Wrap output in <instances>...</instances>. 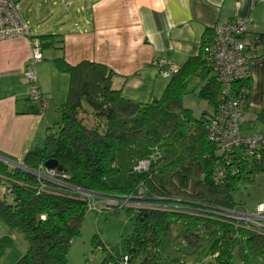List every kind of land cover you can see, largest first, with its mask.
<instances>
[{
    "label": "trees",
    "instance_id": "trees-1",
    "mask_svg": "<svg viewBox=\"0 0 264 264\" xmlns=\"http://www.w3.org/2000/svg\"><path fill=\"white\" fill-rule=\"evenodd\" d=\"M46 37L51 35L36 36L42 49L53 44L45 42ZM55 62L69 76L55 129L48 130L42 147L24 153L20 165L15 158H8L12 165L0 161V178H6L10 187V195L0 197V222L9 232L21 233L27 242L25 253L14 264H67L71 243L80 235L89 211L88 198L82 193L93 194L95 201L130 196L142 205L196 202L228 209L235 206L230 191L236 182L255 171L264 172L256 163L236 175L226 173L220 181L213 178L222 160L204 126L208 111L195 116L183 106L188 81L203 71L200 49L171 74L162 95L147 102L124 98L112 87L111 70L103 64L82 61L71 65L62 58ZM218 88L208 78L197 93L212 110L217 106ZM257 119L264 121V109ZM49 159L62 168L64 184L33 172ZM145 159L150 160L149 169L135 171L136 163ZM139 189L143 194L137 199ZM122 208L100 213L115 214ZM125 209L134 219L132 234L120 257L105 255L99 264H121L123 255L136 264H160L158 249L165 229L171 216L180 214L155 208ZM218 223L221 235L209 248L216 264H232L234 248L243 237L249 255L264 264V233ZM183 239L194 246L200 236L187 231ZM94 242L105 248L95 236ZM10 244L9 234L0 237V258Z\"/></svg>",
    "mask_w": 264,
    "mask_h": 264
},
{
    "label": "crops",
    "instance_id": "crops-1",
    "mask_svg": "<svg viewBox=\"0 0 264 264\" xmlns=\"http://www.w3.org/2000/svg\"><path fill=\"white\" fill-rule=\"evenodd\" d=\"M17 8L31 36L51 35L44 41H53L43 48V60L35 68L48 106L38 112L28 97L23 72L28 38L0 41V161L10 165L8 158L21 161L25 152L42 147L48 130L55 129L69 83L55 59L71 65L103 64L111 70L112 87L124 98L147 102L159 98L169 80L151 64L154 58L164 57L179 69L198 55L200 42L214 23L234 17L246 19L245 37L250 43L246 50L251 55L241 132L264 133L251 131L257 125L264 127V121L257 119L264 109V4L251 0H19ZM208 78L206 71H198L188 81L187 91L190 86L196 93ZM184 99L185 95L183 106L199 116ZM14 233L0 222V237L9 234L13 239ZM74 249L68 252L69 259L84 264V254ZM24 253L11 257L7 249L0 261L14 264Z\"/></svg>",
    "mask_w": 264,
    "mask_h": 264
},
{
    "label": "built area",
    "instance_id": "built-area-1",
    "mask_svg": "<svg viewBox=\"0 0 264 264\" xmlns=\"http://www.w3.org/2000/svg\"><path fill=\"white\" fill-rule=\"evenodd\" d=\"M253 3L264 4V0H251ZM246 19L234 17L212 25L210 34L204 36L199 49L202 59V69L208 73L218 84L217 106L204 116V126L208 138L216 146V154L221 157L222 164H217L213 171L215 181H220L226 173L236 175L247 166L258 164L264 168V133L243 134L241 122L243 119L242 105L245 97L249 96V58L251 55L246 50L249 41L245 37ZM26 37L29 41V55L24 66V76L28 83V97L38 112L48 106V100L38 86L36 64L43 60V49L39 40L30 35L28 23L21 17L16 0H0V41ZM151 64L158 68L163 78H169L176 72L164 57H157ZM239 84V85H238ZM16 165L21 161L16 160ZM150 160L145 159L136 163L134 170L147 171ZM39 178L64 184L61 179L66 176L56 169H48L40 165L33 171ZM6 178H0V185L4 194L10 195V187ZM82 193V192H81ZM87 209L101 212L117 207H128L133 210L155 208L162 211H173L174 206L164 204L142 205L136 200L127 197H105L97 201L90 193ZM143 190L139 189L136 198H142ZM103 201L104 207L98 208L96 203ZM178 211L198 215L203 218H216L259 233H264V202L257 204L252 212L240 211L235 206L232 208H215L202 203L177 206ZM177 211V210H175ZM102 249V246H98ZM121 264H136L130 262L128 255H123Z\"/></svg>",
    "mask_w": 264,
    "mask_h": 264
},
{
    "label": "rangeland",
    "instance_id": "rangeland-1",
    "mask_svg": "<svg viewBox=\"0 0 264 264\" xmlns=\"http://www.w3.org/2000/svg\"><path fill=\"white\" fill-rule=\"evenodd\" d=\"M16 2L18 3L19 0ZM192 82L194 81L192 80ZM192 89L193 87L189 86L184 101L193 107L194 113L200 115L204 110L212 111L213 106L196 94L199 90L194 93ZM253 129L264 132V127L260 125H257L256 128L253 127L251 131ZM230 192L238 210L254 211L258 203L264 202V172L255 171L248 177L239 179ZM0 194H3L1 186ZM96 206L103 208V201H98ZM173 206L174 210H177L175 212L180 216L172 215L169 219L163 241L158 249L161 255L160 264H216L213 260L214 254L210 255L209 248L213 241L221 235L222 229L218 222H226L216 218H203L187 212H180L177 208L178 205L173 204ZM133 228L134 219L125 208L115 214H109L107 211L102 213L95 210L88 211L82 221L80 235L72 241L69 251L75 248L77 254H84V264H99L102 258L109 254L120 257L125 240L132 234ZM187 231L199 234L200 241L196 245L192 246L184 241L183 235ZM94 236L105 244L104 249L99 248L95 242L92 243ZM7 249L11 257H17L20 253H24L27 249V242L23 235L15 231ZM67 263L74 264V261L67 256ZM0 264H7V262L0 261ZM232 264H261L258 259L249 255L244 237L234 248Z\"/></svg>",
    "mask_w": 264,
    "mask_h": 264
},
{
    "label": "water",
    "instance_id": "water-1",
    "mask_svg": "<svg viewBox=\"0 0 264 264\" xmlns=\"http://www.w3.org/2000/svg\"><path fill=\"white\" fill-rule=\"evenodd\" d=\"M44 166L48 169H57L58 171H61L62 168L57 164L56 160L49 159L44 162Z\"/></svg>",
    "mask_w": 264,
    "mask_h": 264
}]
</instances>
